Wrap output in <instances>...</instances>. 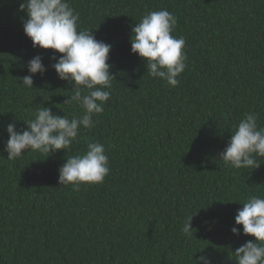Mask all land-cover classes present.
Returning a JSON list of instances; mask_svg holds the SVG:
<instances>
[{
  "label": "trees",
  "instance_id": "16d2710c",
  "mask_svg": "<svg viewBox=\"0 0 264 264\" xmlns=\"http://www.w3.org/2000/svg\"><path fill=\"white\" fill-rule=\"evenodd\" d=\"M69 2L80 28L112 45L111 98L66 153L8 160L13 119L20 129L42 106L69 118L83 112L65 104L71 86L52 68L53 50L33 48L24 34L23 0H0V264H197L202 255L235 264V249L254 237L234 217L239 202L264 196V158L257 169H232L218 153L245 113L264 127V0ZM161 9L186 40L187 67L174 88L131 52V28ZM36 55L47 71L29 89L20 78ZM91 140L105 145L109 175L78 191L60 185L59 167ZM188 216L191 238L181 232Z\"/></svg>",
  "mask_w": 264,
  "mask_h": 264
},
{
  "label": "clouds",
  "instance_id": "9594fccd",
  "mask_svg": "<svg viewBox=\"0 0 264 264\" xmlns=\"http://www.w3.org/2000/svg\"><path fill=\"white\" fill-rule=\"evenodd\" d=\"M20 9L26 12L22 27L33 48L53 50L51 59L55 62L51 66L58 78L71 86L72 94L65 104L76 103L83 114L69 118L42 106L33 118L23 121L25 128L17 129L13 119L6 126L8 139L4 151L8 160L20 159L26 152L49 157L57 151H69L81 129L96 126L95 118L103 114L111 98L112 82L116 80L108 63L112 45L98 40L91 30L80 28V13L69 0H23ZM176 26L177 18L167 9L149 11L131 28L130 37L131 52L146 62V73L173 88L181 83L178 77L187 67L188 59L185 38L173 35ZM56 53L60 55L57 57ZM27 71L29 74L20 79L23 86L32 89L33 77L38 73L43 76L47 71L40 55L27 62ZM258 119L257 113L248 112L234 126L226 147L218 153L226 167L253 170L260 167L257 158H264V127L259 126ZM109 173L105 145L91 140L86 142L83 154L67 156L58 169V181L78 191L81 185L103 183ZM239 203L243 207L236 212L235 225L242 226V234L254 240L235 249V264H264V196L251 195ZM193 216H188L181 228L186 238L193 236ZM231 232L241 234L235 226ZM196 261L211 264L207 255Z\"/></svg>",
  "mask_w": 264,
  "mask_h": 264
}]
</instances>
